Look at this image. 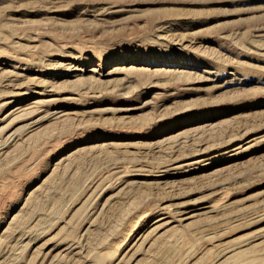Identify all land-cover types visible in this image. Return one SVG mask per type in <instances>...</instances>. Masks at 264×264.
Returning <instances> with one entry per match:
<instances>
[{"label": "rangeland", "instance_id": "obj_1", "mask_svg": "<svg viewBox=\"0 0 264 264\" xmlns=\"http://www.w3.org/2000/svg\"><path fill=\"white\" fill-rule=\"evenodd\" d=\"M0 264H264V0H0Z\"/></svg>", "mask_w": 264, "mask_h": 264}, {"label": "bare ground", "instance_id": "obj_2", "mask_svg": "<svg viewBox=\"0 0 264 264\" xmlns=\"http://www.w3.org/2000/svg\"><path fill=\"white\" fill-rule=\"evenodd\" d=\"M21 104V103H20Z\"/></svg>", "mask_w": 264, "mask_h": 264}]
</instances>
